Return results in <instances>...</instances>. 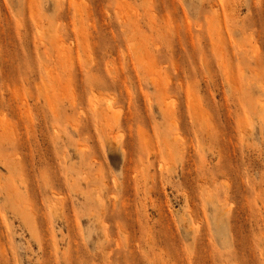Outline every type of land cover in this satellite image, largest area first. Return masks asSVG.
Returning a JSON list of instances; mask_svg holds the SVG:
<instances>
[{"label":"rangeland","instance_id":"rangeland-1","mask_svg":"<svg viewBox=\"0 0 264 264\" xmlns=\"http://www.w3.org/2000/svg\"><path fill=\"white\" fill-rule=\"evenodd\" d=\"M0 264H264V0H0Z\"/></svg>","mask_w":264,"mask_h":264}]
</instances>
